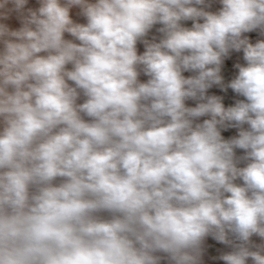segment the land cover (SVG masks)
<instances>
[{
  "label": "clouds",
  "instance_id": "clouds-1",
  "mask_svg": "<svg viewBox=\"0 0 264 264\" xmlns=\"http://www.w3.org/2000/svg\"><path fill=\"white\" fill-rule=\"evenodd\" d=\"M0 264H264V0H0Z\"/></svg>",
  "mask_w": 264,
  "mask_h": 264
}]
</instances>
